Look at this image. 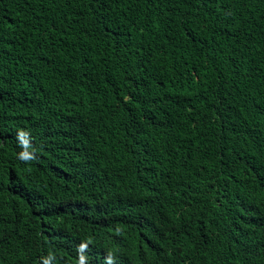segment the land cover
<instances>
[{"label":"trees","instance_id":"1","mask_svg":"<svg viewBox=\"0 0 264 264\" xmlns=\"http://www.w3.org/2000/svg\"><path fill=\"white\" fill-rule=\"evenodd\" d=\"M81 256L264 264V0H0V264Z\"/></svg>","mask_w":264,"mask_h":264},{"label":"clouds","instance_id":"2","mask_svg":"<svg viewBox=\"0 0 264 264\" xmlns=\"http://www.w3.org/2000/svg\"><path fill=\"white\" fill-rule=\"evenodd\" d=\"M19 140L21 142V146L23 148V151L19 153L18 158L21 159L24 162H29L31 160L36 159V156L34 155V149H31V144L29 143L28 134L21 131L19 134ZM84 245H81V248H83ZM47 264V261L45 262ZM79 264H84V258L81 256Z\"/></svg>","mask_w":264,"mask_h":264}]
</instances>
